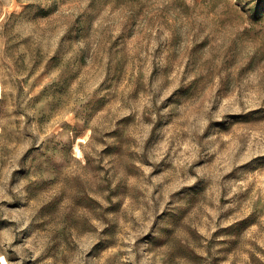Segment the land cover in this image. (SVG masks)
<instances>
[{
	"label": "rangeland",
	"instance_id": "1",
	"mask_svg": "<svg viewBox=\"0 0 264 264\" xmlns=\"http://www.w3.org/2000/svg\"><path fill=\"white\" fill-rule=\"evenodd\" d=\"M0 264H264V0H0Z\"/></svg>",
	"mask_w": 264,
	"mask_h": 264
}]
</instances>
